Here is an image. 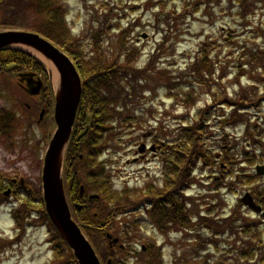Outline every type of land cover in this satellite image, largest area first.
<instances>
[{
	"label": "rangeland",
	"instance_id": "obj_1",
	"mask_svg": "<svg viewBox=\"0 0 264 264\" xmlns=\"http://www.w3.org/2000/svg\"><path fill=\"white\" fill-rule=\"evenodd\" d=\"M61 1L68 8V23L73 34L80 36L78 38L82 44L80 48L82 47L84 50L86 59L96 55L91 36L103 28L120 25L122 29L112 30L103 35L106 51L116 53L117 39L120 40V36L125 32L128 49L133 45L140 51L137 56L138 66H148L156 61V69H165L170 72L168 75L173 79L169 85L175 86L174 91L178 93L176 98L168 99L166 95L170 90L167 91L164 83H161L156 89H150L147 88L146 80H144L143 84L146 85V88L139 94L144 99L139 97L135 115L144 116L145 123L139 127L135 125L126 128L118 123L115 124L114 131L118 136L112 140L114 147H112L107 160L112 161L111 169L117 188L129 186L140 189L144 194L150 188L154 190L161 188L166 177L165 167L161 163V154L158 156L159 160L141 163L144 160H149L153 154L147 153L138 158L136 154L138 144L151 143L143 135L153 128H158L157 135L159 136L164 130H166L164 133H172L174 128L183 124V119L186 117H190L192 123L203 120L202 129L206 132L205 136L207 137L205 145L207 147L210 145V150H213L215 155L222 152L219 147L236 146L238 150L236 166L246 169L247 172L254 168V166L248 168L245 163H242L244 156L241 154L243 149L257 153L264 152V148L259 147L258 144L257 148H262V150H257L254 147L256 146L254 141L258 143L264 141V101L260 102L259 107L261 108L257 110V112L261 111L259 115L242 113L239 116L236 112L235 118L230 121L228 120L230 104L224 99H234L240 103L251 100V97L246 95L252 94V90H254L248 86L251 74L259 82L261 77L264 78V75L260 73L263 69L259 67L264 63L250 61L252 56L249 52L264 51V0H248L251 9L245 18L241 16L243 8L237 0H164L166 7L163 10L158 6L146 9V4L154 0ZM105 4L113 8L114 15L106 14V9L103 8ZM106 15H109L107 21ZM135 25L139 26L135 27ZM143 35L147 37L144 38ZM204 48L210 50L211 56L214 57L216 72L212 77H209L205 85L196 86L192 78L187 75H189L193 62L202 57L201 51ZM243 53L248 56L243 57ZM257 55L259 54L254 56L257 57ZM121 62H123V57ZM252 64L258 66V70L252 71ZM158 72L159 70L150 72L153 75L152 81H149L150 86L157 81ZM247 72L249 74L243 75ZM221 73H224L223 78H220ZM8 75L10 76L1 74L0 79V85H3L0 87V121H4L7 126L6 132L0 133V173L5 177L23 179L29 187L36 189L42 185V168L46 147L49 144V138L46 137L48 129L39 127L36 121L30 122L24 114L26 108L23 105L31 103L32 99L19 87L14 75ZM185 82L194 84H192V88L190 85L184 90L180 87V83ZM253 85L258 88L262 86L261 88L264 90L261 82L260 85L258 83ZM193 88L197 89L196 95ZM179 91L180 93L181 91L193 92L191 99L187 101V96L181 95ZM255 91L257 92L254 96L260 95L263 99L261 91L260 93L258 90ZM153 94H156L155 97ZM147 97H151L153 103L146 101ZM195 99L196 103L193 102ZM212 104L218 107L216 117L214 121L210 122V127L204 128L207 121H205L202 112ZM245 104H249V102ZM129 108L132 109L130 104ZM121 111L126 114L123 108ZM252 112L254 113V111ZM253 116L254 121L250 123L242 121L249 118L251 120ZM233 120L237 123L227 126ZM8 124L13 128H10ZM51 124L52 122L49 123V131H51ZM246 145H250V147ZM115 150L116 153H114ZM136 158L138 162L135 163ZM246 158L249 160L251 157ZM215 159L217 157L210 155L206 160V162H212L209 168L205 167V162H199L195 166L194 174L191 177L189 175V179L195 178L192 183L196 182V184L185 190V195L188 194L189 198H193L192 205L187 204L188 211L191 209V212H196L204 218L207 217L205 211L208 209H214L212 215L221 218L229 213L245 192L258 193V191L264 190V180H262L251 188L234 184L227 190L218 191L229 178H221L224 174L215 172L217 170L214 164ZM220 161L226 164L224 158ZM214 174L221 178L217 184L213 183ZM180 176L179 172L171 177L179 182L182 179ZM214 196L217 198H212ZM188 215L190 218H194L189 212ZM208 215L210 216V214ZM240 215L249 220L253 217L249 213ZM132 217L140 216L133 214L129 218ZM8 218L7 208H0V227L9 229L11 221ZM261 230L264 231V224ZM31 233L33 234L32 241L29 240L25 247L21 248L20 253H15V257L11 261L7 260L4 264H58L54 250L51 249L54 245L53 243L49 244L46 230L36 227L31 230ZM201 233L204 236L210 235ZM0 237H2V233ZM185 237H187L185 233L175 232L173 229L167 235H160L151 226H147L142 228V239L138 245L155 238L158 245L164 246L166 264L175 262L177 264H229L230 249L235 245H242L234 236L225 235L218 238V250L214 247H207L205 252L195 257V255H190V250L194 249L197 243L193 239H189V241ZM258 249H261L259 255H264V245H259ZM10 254L9 251L5 253L6 256ZM208 254L211 255L209 263L206 261ZM259 255L250 264L258 263L256 260L259 259Z\"/></svg>",
	"mask_w": 264,
	"mask_h": 264
},
{
	"label": "trees",
	"instance_id": "obj_2",
	"mask_svg": "<svg viewBox=\"0 0 264 264\" xmlns=\"http://www.w3.org/2000/svg\"><path fill=\"white\" fill-rule=\"evenodd\" d=\"M242 3L244 10L242 16L245 17L248 9L245 7L246 0H237ZM67 10L64 9L56 0H0V26L2 27H25L35 30L56 44L64 48L74 60L84 81V93L80 104L77 122L74 130V136L71 139L65 156L66 173V191L71 201H80L83 204L82 209H74V217L82 226L84 232L88 235L91 242L101 249V257L107 259L114 257V264H163L162 248L157 245L156 240H150L145 250H139L135 244L142 239V228L148 224L156 228L158 232L167 234L173 228L180 230L184 226L194 225L197 228V248L195 253L198 255L200 250L207 244H219V237L236 236L254 238L252 228H256L259 223L255 220H249L240 215L238 206L231 212L217 218L213 214L214 209L209 210L210 216L198 218L196 223H191L188 215V202L193 203V199L186 198L183 191L194 181L190 178L193 175L195 166L200 158L209 157L204 154L205 145L202 144L201 130L203 120L188 123L186 126L177 128L176 137L171 141L174 147L169 152L172 161L167 166L166 175L171 170L181 173V180L167 179L163 187L159 190L149 189L143 193L140 189L124 187L118 189L113 183L112 171L108 168L110 161L102 160V156L111 146L114 139V123L119 119L121 124L128 125L131 117L118 112L119 106L126 107L133 102L143 89L150 88L148 82L142 84L143 80L152 79L151 75L144 71H139L133 67H120L111 64L101 66V71L96 68L102 64L100 59L104 56L106 49L103 47V34L108 28H103L91 36L95 57L86 59L85 53L80 46L81 41L73 36L67 24L64 21V15ZM125 41L120 42L119 51L125 49ZM202 57L197 58L189 70L187 77L192 78L196 86L205 85V82L216 72L214 58L211 57L210 50L204 48ZM250 55V61L264 63V51H257L259 56L255 57L253 51ZM248 54L243 53V57ZM128 57H133L128 52ZM9 63L17 64L20 70L34 69L45 74L43 64L33 56L15 50L0 51V65ZM252 71L258 70V66L252 64ZM264 75V64L259 66ZM249 74L248 72L244 75ZM158 81L164 83L167 91L170 90L169 97L176 98L178 93L174 90L172 83L173 77L168 75L167 71H159ZM224 73L220 74V78ZM176 78V77H175ZM179 78V77H177ZM183 78V75L180 76ZM252 94H246L249 97L256 95L254 83L264 85V78L257 80L253 74L250 77ZM194 83H180V87L186 90ZM196 95L197 89L193 88ZM180 93V91H179ZM193 93V92H192ZM192 93L181 91V95L187 96V101L191 99ZM210 93V92H209ZM46 94L51 97V91L48 88ZM228 99V98H227ZM181 100V98H180ZM186 99L185 102L187 103ZM196 99L195 102L196 103ZM194 103V104H195ZM190 105V104H189ZM92 114L91 129L89 134L82 140L77 139V133L85 125L87 113ZM208 111H205L207 113ZM205 117V114L202 112ZM202 117V119H204ZM207 120V117H205ZM142 122V121H140ZM206 128V125L205 127ZM82 130V129H81ZM206 153V152H205ZM234 154V153H233ZM82 156V157H81ZM210 162V161H209ZM173 174V173H171ZM81 186H84V194H80ZM92 193L99 195L97 200H89L88 196ZM140 195V196H138ZM184 195V196H183ZM97 214V215H95ZM135 214L140 217H132ZM212 215V216H211ZM47 214L45 213V217ZM49 231L51 232V241L53 249L57 253L58 264H78L71 249L63 239L61 233L51 223ZM201 231L210 232L214 238H203ZM111 232L114 236L120 237L125 248L120 251L109 249L105 234ZM104 242L102 248L99 242ZM245 245L230 250L229 260L232 264L247 263L254 259L255 251L252 241H243ZM120 255L117 257L115 253Z\"/></svg>",
	"mask_w": 264,
	"mask_h": 264
},
{
	"label": "water",
	"instance_id": "obj_3",
	"mask_svg": "<svg viewBox=\"0 0 264 264\" xmlns=\"http://www.w3.org/2000/svg\"><path fill=\"white\" fill-rule=\"evenodd\" d=\"M12 44H24L35 48L50 59L60 73L61 85L55 105V120L58 126L46 152L42 177L47 211L74 249L80 264H101L82 230L72 219L62 178L63 155L82 96L80 75L64 51L37 33L16 30L0 32V50L10 48ZM35 76L36 73L33 72L20 74V82H27L26 90L32 95L40 94L44 88L41 77ZM88 128L81 137L87 134ZM259 172L264 173V166L259 167ZM243 201L260 211V207L256 206L250 195L247 194Z\"/></svg>",
	"mask_w": 264,
	"mask_h": 264
},
{
	"label": "flooded vegetation",
	"instance_id": "obj_4",
	"mask_svg": "<svg viewBox=\"0 0 264 264\" xmlns=\"http://www.w3.org/2000/svg\"><path fill=\"white\" fill-rule=\"evenodd\" d=\"M33 110V107H30ZM26 187L23 179L17 177H8L6 180L0 178V203L10 202L12 199L15 201L19 199L21 190ZM24 190V189H23ZM13 201V202H14ZM262 205L264 203L260 200ZM15 204V203H13ZM26 232L20 231L19 228H14L11 232L4 231L0 238V264L6 263L7 260L11 261L15 256V253H20L22 243H25ZM10 252L9 256H6V252Z\"/></svg>",
	"mask_w": 264,
	"mask_h": 264
},
{
	"label": "bare ground",
	"instance_id": "obj_5",
	"mask_svg": "<svg viewBox=\"0 0 264 264\" xmlns=\"http://www.w3.org/2000/svg\"><path fill=\"white\" fill-rule=\"evenodd\" d=\"M18 47H20V46H18ZM20 48L34 54L36 57H38L44 61L46 66L51 70V79H52L54 85L57 86L59 74H58L56 68L54 67V65L52 64V62H50V60H48L47 57L40 52L34 51L32 49H27L25 47H20ZM9 64H12V63H9Z\"/></svg>",
	"mask_w": 264,
	"mask_h": 264
}]
</instances>
